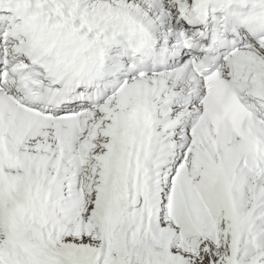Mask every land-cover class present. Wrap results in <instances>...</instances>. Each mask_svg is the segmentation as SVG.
<instances>
[{
    "label": "snow or ice",
    "instance_id": "6c2138e0",
    "mask_svg": "<svg viewBox=\"0 0 264 264\" xmlns=\"http://www.w3.org/2000/svg\"><path fill=\"white\" fill-rule=\"evenodd\" d=\"M0 264H264V0H0Z\"/></svg>",
    "mask_w": 264,
    "mask_h": 264
}]
</instances>
